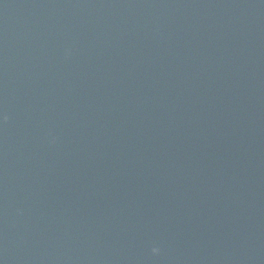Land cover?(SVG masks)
Wrapping results in <instances>:
<instances>
[{
  "label": "water",
  "instance_id": "95a60500",
  "mask_svg": "<svg viewBox=\"0 0 264 264\" xmlns=\"http://www.w3.org/2000/svg\"><path fill=\"white\" fill-rule=\"evenodd\" d=\"M0 264H264V0H0Z\"/></svg>",
  "mask_w": 264,
  "mask_h": 264
},
{
  "label": "clouds",
  "instance_id": "9594fccd",
  "mask_svg": "<svg viewBox=\"0 0 264 264\" xmlns=\"http://www.w3.org/2000/svg\"><path fill=\"white\" fill-rule=\"evenodd\" d=\"M153 252H154V253H158V252H159V249H158V248H154V249H153Z\"/></svg>",
  "mask_w": 264,
  "mask_h": 264
}]
</instances>
